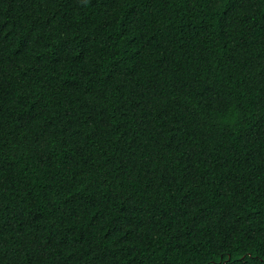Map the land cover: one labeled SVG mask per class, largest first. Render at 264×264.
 Masks as SVG:
<instances>
[{
    "label": "trees",
    "instance_id": "1",
    "mask_svg": "<svg viewBox=\"0 0 264 264\" xmlns=\"http://www.w3.org/2000/svg\"><path fill=\"white\" fill-rule=\"evenodd\" d=\"M0 264H264V0H0Z\"/></svg>",
    "mask_w": 264,
    "mask_h": 264
}]
</instances>
